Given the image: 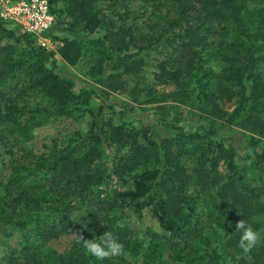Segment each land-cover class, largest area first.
Wrapping results in <instances>:
<instances>
[{"label":"trees","instance_id":"1","mask_svg":"<svg viewBox=\"0 0 264 264\" xmlns=\"http://www.w3.org/2000/svg\"><path fill=\"white\" fill-rule=\"evenodd\" d=\"M59 1L65 2L66 14L74 23L81 24L89 33L104 24L103 5L113 7L118 3V0H48L51 5ZM144 1L156 3L155 9L164 14L167 30L173 31L177 39L176 43L168 42L170 60L160 64V75L177 81L182 73H193L199 94L210 107L209 116L222 120L223 124H232L248 105L254 109L264 106V0ZM132 13L125 6L124 13L118 15L121 18ZM154 26L148 21L145 28L152 30ZM105 28V39L98 42L108 51L102 48L92 66L94 73L101 74L104 62L111 56L127 71H138L139 63L132 60L136 53L127 54L126 48L141 43L142 32L126 24L117 27L114 20ZM65 30L69 35L60 39L58 54L65 63L74 65L81 60L83 47L72 25ZM230 30L233 34H228ZM16 31L10 24L0 22V144L9 155H16L8 162L7 177L0 180V237L9 235L10 229L19 228L32 232L42 241L68 232H74L76 238L68 255H59L51 261L27 241L19 250H7L2 258L4 264H124L122 256L97 260L78 242V236L97 240L105 231L123 245V251L129 250L139 264L235 261L234 250L224 256L213 235L223 230L230 235L226 247L243 251L235 224L242 219L254 229L252 216L257 211L246 200L233 175L224 178L214 174L221 159L227 160L230 172L234 171V149L230 145L227 148L223 142L214 143L209 138L212 132H205L207 141L192 169L194 180H190L186 169L179 162H172L175 155L171 142L163 140L162 145L168 146L165 158L170 168L159 179L160 187L165 189L160 199L150 196L159 178L160 158L158 144L146 136L147 127L138 131L131 123L106 122L103 136L92 129L85 137L75 132L67 144L54 140L47 153H34L25 147L33 130L49 117L69 114L73 109L71 102L89 100L94 92L75 93L71 80L47 67L46 52L35 46L34 38ZM8 39L11 41L2 43ZM22 42L28 48L20 49ZM201 52L216 61L217 70L203 66ZM167 65L170 67L166 70ZM108 79V86L115 88L114 78L110 75ZM33 97H43L47 105L33 104ZM230 102L231 110L227 105ZM244 127L264 137V121L257 113L245 118ZM139 133L143 135L142 141L137 138ZM180 136L191 142L200 138L197 132H181ZM103 141L128 147L126 153L119 155L113 175L122 179L135 173L133 186L108 198L95 197L85 203L91 188L107 177L102 163ZM260 157L264 158V148ZM79 204L90 211L88 220L69 219ZM223 205L226 222L208 210L209 206L217 210ZM146 206H150L157 226L153 231H149L151 227H143L152 237L144 247L137 241L138 231L131 226L132 214L137 219ZM198 209L203 210L202 214H195ZM57 210L64 211L63 218L52 216ZM246 253L252 259L251 264H264V237ZM245 263L244 258L236 260V264Z\"/></svg>","mask_w":264,"mask_h":264},{"label":"rangeland","instance_id":"2","mask_svg":"<svg viewBox=\"0 0 264 264\" xmlns=\"http://www.w3.org/2000/svg\"><path fill=\"white\" fill-rule=\"evenodd\" d=\"M103 6V10H106L103 12L106 13L102 12L101 14H106L102 17L105 25L114 20L117 27L126 24L142 32L143 41L135 47L131 45L126 48L127 54L136 53L132 60L139 63V70L129 72L116 61L114 56H111L104 62L102 73L95 74L92 66L96 58L102 48L105 52L108 51L106 46L103 47L98 42L105 39L107 32L105 25L101 24L94 32L89 33L83 30L81 24H75L73 19L66 14L65 2L49 4L50 12L55 17V23L46 35L55 43L52 49H44L48 57L46 65L53 68L61 77L71 80L75 93L92 90L94 94L91 99L84 102H71L70 107L73 109L69 114L61 117H49L43 125L33 130V136L30 141L25 143V147L36 154H41L49 151L54 140L63 145L67 144L68 139L75 136V132H79L85 137L86 133L92 129L93 132L103 136L102 132L105 130L103 124L106 122L131 123L138 131L147 127L146 136L158 144L160 158L157 164V168L160 169L159 178L150 196L160 199V197H164L165 189L160 187L159 179L163 178L164 171L170 168L165 158L168 146H163L162 141L166 139L171 142V151L175 155L172 162H179L186 169L189 179L194 180L192 169L196 166L197 159L207 141L204 138V133L212 132L209 138L214 143L223 142L227 148L230 145L235 152L234 171L230 172L227 160L221 159L214 174L224 178L233 175L237 179L241 192L257 211L253 214L252 220L256 224L254 230L260 236L258 241H261L264 237V158H259V156L264 148V137L247 130L244 127V120L249 114L255 112L264 121V106L259 105L254 109L252 105H248L232 124H223L222 120L212 119L208 114L210 107L199 94L193 73H182L177 81L160 75V64L170 60L167 52L170 45L168 42L176 43L177 39L174 38L173 31L167 30L164 14L155 9L156 3L153 1L145 3L144 0H118V3L113 7H108L105 4ZM125 6L133 13L127 17L119 18L118 14L124 13ZM1 21L4 22L0 18ZM148 21L155 25L152 30L145 28ZM8 24L11 28L16 29V32L23 33L15 24ZM70 25L83 47L81 60L74 65L65 63L58 54V49L61 46L60 39L64 35H69L65 28ZM228 34H233V32L230 30ZM9 41L11 40H3L2 43ZM34 43L37 46L35 39ZM28 46L22 42L19 48L26 49ZM201 55L204 58L201 63L205 68L217 70L215 60L208 59L209 56L206 52H201ZM169 67L170 65H167L166 70ZM110 75L114 78L112 82L116 86L115 88L108 86ZM31 101L33 104L47 105V100L43 97H33ZM231 104L232 102L227 103L230 106L229 110H231ZM181 132H185V134L197 132L200 134V138L191 142L185 136L181 137ZM137 138L142 141L143 135L139 133ZM195 146L197 147L195 148ZM101 149L104 152L102 163L106 169L107 177L91 188L85 203L95 197L108 198L117 191L131 189L133 186L135 173H129L122 179L113 175L119 155L126 153L128 147L108 144L103 141ZM14 151L15 148L12 149V152ZM212 154L216 155V152L212 150ZM15 156L9 155L5 147L0 144V180H5L7 177L8 162ZM192 193H196L195 188H192ZM214 208L209 206L208 210L210 209L226 222L227 216L223 214L226 206L223 205L217 210ZM202 212V209H198L195 214L199 215ZM89 215L90 211H87L84 205L79 204V209L69 219L74 221L78 217H86L88 220ZM52 216L56 219L63 218L64 211L57 210L52 213ZM132 218L131 227L138 231L137 241L146 247L152 237L149 233L144 232L143 227H151L149 231H153L157 226L151 215L150 206L142 209L140 217L136 219L132 214ZM7 232L9 235L0 237V264H4L2 258L8 249L19 250L27 241L36 246V250L41 256L51 261L59 255H68L76 238L74 232H68L56 238L42 241L26 229L15 228ZM229 236L221 229L213 235L218 247L221 246L222 254L225 256L229 250H234L236 260L244 258L245 264H251L252 259L246 252L238 251L233 246L226 247L225 244ZM164 253L166 256L167 251ZM121 256L124 264H139V261L129 250H124ZM236 260H230V264H236Z\"/></svg>","mask_w":264,"mask_h":264},{"label":"built area","instance_id":"3","mask_svg":"<svg viewBox=\"0 0 264 264\" xmlns=\"http://www.w3.org/2000/svg\"><path fill=\"white\" fill-rule=\"evenodd\" d=\"M0 18L31 35L38 47L52 49L55 42L46 34L53 27L55 17L48 0H0Z\"/></svg>","mask_w":264,"mask_h":264},{"label":"clouds","instance_id":"4","mask_svg":"<svg viewBox=\"0 0 264 264\" xmlns=\"http://www.w3.org/2000/svg\"><path fill=\"white\" fill-rule=\"evenodd\" d=\"M239 233V247L244 252H249L260 239L259 234L244 220H239L234 228ZM97 240L84 239L78 236V242L82 243L86 253L97 260H105L110 257H119L123 254V245L119 243L111 233L105 231Z\"/></svg>","mask_w":264,"mask_h":264}]
</instances>
